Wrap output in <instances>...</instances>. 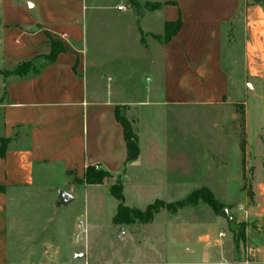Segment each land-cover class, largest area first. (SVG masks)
I'll return each instance as SVG.
<instances>
[{
  "label": "crops",
  "instance_id": "crops-1",
  "mask_svg": "<svg viewBox=\"0 0 264 264\" xmlns=\"http://www.w3.org/2000/svg\"><path fill=\"white\" fill-rule=\"evenodd\" d=\"M51 40L64 49L47 61ZM28 61L25 74L14 73ZM233 77L236 88L247 86L242 149L228 129L238 101L231 98ZM116 107L136 134L139 154L130 162ZM89 165L111 175L88 184ZM118 177L129 207L141 208L126 201L128 185L136 197L152 190L154 201L166 203L180 200L176 193L185 186L192 188L187 195L206 187L223 204L220 213L202 200L154 213L148 223L162 214L169 233L165 264H264L260 2L0 0V264H65L76 246L78 227L59 226L42 241L43 251H30L27 208L17 202L33 189L64 190L72 195L66 204L83 191V209L72 217H84L88 227L102 205V194L91 188L110 191ZM234 222L245 223L238 244Z\"/></svg>",
  "mask_w": 264,
  "mask_h": 264
},
{
  "label": "rangeland",
  "instance_id": "rangeland-1",
  "mask_svg": "<svg viewBox=\"0 0 264 264\" xmlns=\"http://www.w3.org/2000/svg\"><path fill=\"white\" fill-rule=\"evenodd\" d=\"M122 3L124 5L125 2ZM110 12L115 15L122 14L119 10H111ZM112 30V26L110 29L107 28V32H112ZM235 81L236 79L233 77L231 98L238 100L234 106L236 117L228 125V129L234 132L239 143L244 145L243 104L240 100L245 96L247 86L242 83L236 88ZM154 115L158 117L156 113ZM194 122L199 121L194 120ZM49 180L52 181L53 178L51 177ZM57 180L61 181V179ZM62 187L67 189L68 186L63 184ZM191 189V186L179 189L175 199L185 197L192 191ZM91 190L94 193L97 190L102 194V205L99 215L93 213V224L88 227L84 217L74 219L72 217H75L83 209V191L76 192L75 200L69 204L58 203V199H56L58 198V190L56 192L55 189H48L47 187L33 189L32 192H29L30 198L26 202L19 200L17 202L18 209L27 208L24 211V219L28 222L26 231L30 237V245L34 246L30 251L39 254L43 251L42 241L53 239L59 226L67 230L73 225L78 227L72 234V240L76 246L70 250L71 255L65 264H143L141 262L145 261H149L151 264H158L162 261V264H165L164 258L167 249L162 242L169 233L165 232L162 227V214L156 216L154 223H148V221L146 225L138 220L130 224H115L110 217L114 212L113 207L116 199L110 193L109 188L102 186L91 188ZM124 194L126 201L133 199L140 201L135 203L141 207L139 208L141 210L145 209L148 203L153 202L156 196L152 190H149L148 196L136 197L135 191L129 185L126 186ZM203 206L210 208L206 203ZM169 239L173 238L169 236ZM47 250L48 255H51L52 251L54 252L50 248Z\"/></svg>",
  "mask_w": 264,
  "mask_h": 264
},
{
  "label": "trees",
  "instance_id": "trees-1",
  "mask_svg": "<svg viewBox=\"0 0 264 264\" xmlns=\"http://www.w3.org/2000/svg\"><path fill=\"white\" fill-rule=\"evenodd\" d=\"M255 1L260 2L264 7V0H255ZM146 5L147 7L151 8V7H154L156 4L150 3ZM171 24L174 25V28L176 29L180 24V20L178 19L176 22H173ZM50 46H51L50 51L46 55L47 61L54 60L57 53H59L60 51L64 49L61 43L54 41V40L50 41ZM31 64H32L31 61L23 62L19 64L14 69V73L19 74V75L25 74L28 71ZM115 116H116L117 121H119L120 124L122 125V129H123V137L125 140L126 152H127L126 162L133 161L134 159L137 158L139 154V147H138L137 140H136V134L132 128L131 122L119 110L118 107L115 108ZM239 146L242 149L243 143L241 144L239 143ZM4 148H5V145L3 143L2 149ZM110 175L111 174L108 171L102 168H97L95 166L89 165L85 169L84 181L88 184H100L103 182L104 177H107ZM110 193L119 201L116 212L112 218V221L115 224H124V223L130 224V223H133L135 220H138L142 223H146L153 218L154 213L157 212L161 207H165L169 211L174 212L178 210L179 208H182L186 205H194L199 200H202L205 203H207L216 213L221 212L224 209L223 204L217 201L213 193L206 187L197 189L191 192L185 198L174 201V202L166 203L163 200L156 199L154 202L148 204L143 210L125 205L123 201L122 183L119 177L117 178V182L111 185ZM231 230L234 233L235 242L237 244L239 240H242V241L244 240L245 223L243 222L235 223L234 222L231 225Z\"/></svg>",
  "mask_w": 264,
  "mask_h": 264
},
{
  "label": "water",
  "instance_id": "water-1",
  "mask_svg": "<svg viewBox=\"0 0 264 264\" xmlns=\"http://www.w3.org/2000/svg\"><path fill=\"white\" fill-rule=\"evenodd\" d=\"M72 199V195L64 190L58 191V203L66 204ZM224 211V210H223ZM225 212V211H224Z\"/></svg>",
  "mask_w": 264,
  "mask_h": 264
},
{
  "label": "built area",
  "instance_id": "built-area-1",
  "mask_svg": "<svg viewBox=\"0 0 264 264\" xmlns=\"http://www.w3.org/2000/svg\"><path fill=\"white\" fill-rule=\"evenodd\" d=\"M119 8H121V7H119ZM221 234V233H220ZM79 236V235H78Z\"/></svg>",
  "mask_w": 264,
  "mask_h": 264
}]
</instances>
